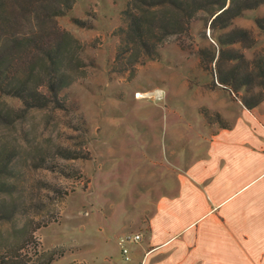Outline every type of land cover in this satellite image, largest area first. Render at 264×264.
<instances>
[{"label": "rangeland", "instance_id": "374dc122", "mask_svg": "<svg viewBox=\"0 0 264 264\" xmlns=\"http://www.w3.org/2000/svg\"><path fill=\"white\" fill-rule=\"evenodd\" d=\"M129 1L76 0L56 19L84 46V68L63 93L66 110L20 112L21 100L0 92V108L19 111L0 118L9 170L0 175V264H106L120 237H142L163 183L228 126L220 113L264 95L256 68L241 67L247 86L239 92L218 83L210 60L222 32H211L205 14L159 44L157 58L128 66L118 49ZM261 16L264 5L234 20L253 33L252 48L226 50L250 62L264 56ZM237 63H222L223 72Z\"/></svg>", "mask_w": 264, "mask_h": 264}, {"label": "trees", "instance_id": "16d2710c", "mask_svg": "<svg viewBox=\"0 0 264 264\" xmlns=\"http://www.w3.org/2000/svg\"><path fill=\"white\" fill-rule=\"evenodd\" d=\"M75 2L0 0V92L20 99L23 105L20 112L68 108L63 93L71 88L77 73L84 68L81 57L84 46L70 32L61 29L56 19L71 13ZM262 5L264 0H130L123 12L128 27L119 29L118 59L127 58L128 66L134 67L145 57L157 58L159 44L170 36L188 33L192 22L205 14L211 32H222L217 37L218 52L210 60L217 65L218 83L239 92L247 86L244 79L240 80L242 66L247 70L259 69L264 79V56L250 62L240 50L226 48L239 45L250 49L255 45L253 33L234 26V20ZM255 24L264 34V16L256 17ZM234 62L238 63L223 72L222 63ZM263 101L264 95L252 100L240 99L248 110L257 108ZM12 113L19 111L0 108V118ZM63 158L77 157L64 155ZM3 171L9 174L8 165L0 157V175ZM1 186L0 182V191Z\"/></svg>", "mask_w": 264, "mask_h": 264}, {"label": "crops", "instance_id": "0c3cea01", "mask_svg": "<svg viewBox=\"0 0 264 264\" xmlns=\"http://www.w3.org/2000/svg\"><path fill=\"white\" fill-rule=\"evenodd\" d=\"M235 109L163 183L130 260L106 264H264V101Z\"/></svg>", "mask_w": 264, "mask_h": 264}, {"label": "built area", "instance_id": "2783aa9c", "mask_svg": "<svg viewBox=\"0 0 264 264\" xmlns=\"http://www.w3.org/2000/svg\"><path fill=\"white\" fill-rule=\"evenodd\" d=\"M142 239L141 235H125L118 239V246L126 261L131 258L130 244L138 243Z\"/></svg>", "mask_w": 264, "mask_h": 264}]
</instances>
